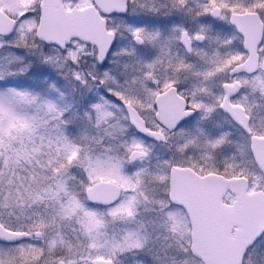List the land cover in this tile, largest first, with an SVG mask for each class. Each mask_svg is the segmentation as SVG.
<instances>
[{"label": "snow or ice", "instance_id": "6c2138e0", "mask_svg": "<svg viewBox=\"0 0 264 264\" xmlns=\"http://www.w3.org/2000/svg\"><path fill=\"white\" fill-rule=\"evenodd\" d=\"M0 264H264V0H0Z\"/></svg>", "mask_w": 264, "mask_h": 264}, {"label": "flooded vegetation", "instance_id": "af4514ba", "mask_svg": "<svg viewBox=\"0 0 264 264\" xmlns=\"http://www.w3.org/2000/svg\"><path fill=\"white\" fill-rule=\"evenodd\" d=\"M241 23L243 24V26L245 27V29L248 32V36H249V43L252 44V46H255V41L259 39V28L256 25L255 22L250 21V20H242ZM226 27H228L226 25ZM222 31V30H221ZM227 34V33H224Z\"/></svg>", "mask_w": 264, "mask_h": 264}]
</instances>
